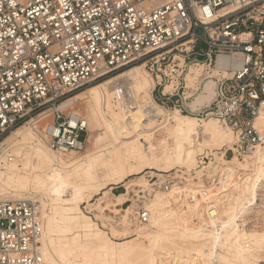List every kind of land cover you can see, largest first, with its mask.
Instances as JSON below:
<instances>
[{
    "label": "built area",
    "instance_id": "built-area-1",
    "mask_svg": "<svg viewBox=\"0 0 264 264\" xmlns=\"http://www.w3.org/2000/svg\"><path fill=\"white\" fill-rule=\"evenodd\" d=\"M218 57L232 60L218 76H199L189 88V68H215ZM137 65L155 79L158 105L228 126L236 139L232 152L240 158L263 150L264 131L255 121L264 104V0H0V144L32 119L36 124L48 119L42 136L53 152H83L88 136L83 118L57 108ZM208 80L215 84L212 99L192 106ZM165 85H171L167 93ZM113 93L124 101L122 87ZM126 101L122 108L128 113L134 105L129 96ZM154 176H147L148 187L134 200L141 225L149 219L144 202L176 184L171 174ZM219 180L220 172L205 185L212 188L209 197L187 193L191 203H211L214 218L213 186ZM220 222L212 226L201 219L200 226L221 231ZM243 222L238 212L236 224ZM42 229L36 202L0 201V264H45L38 249Z\"/></svg>",
    "mask_w": 264,
    "mask_h": 264
},
{
    "label": "bare ground",
    "instance_id": "bare-ground-1",
    "mask_svg": "<svg viewBox=\"0 0 264 264\" xmlns=\"http://www.w3.org/2000/svg\"><path fill=\"white\" fill-rule=\"evenodd\" d=\"M229 60L218 57L217 66L209 70L190 67L187 86L193 87L199 76H218ZM155 84L143 66H132L60 104L58 111L83 112L88 136L96 135L92 149L83 155L53 152L36 130L37 119L11 131L1 142L0 201L27 199L39 205L43 229L38 249L45 264L261 263L264 231H247L236 224V217L238 212L244 214L245 205L254 200L264 180V148L242 161L235 153L224 160V151H218L235 152L232 130L215 120L198 121L163 108L153 99ZM117 87L125 90L123 102L114 98ZM214 87L213 80L206 81L192 106L209 103ZM170 89L171 85H165L163 92ZM127 96L134 105L128 113L122 108ZM255 126L264 131V104ZM159 131L160 139L155 141ZM204 154L206 166L201 167L197 158ZM146 170L182 174L171 190L155 191L144 202L149 212L146 224L137 223L132 205L124 209L126 215L120 216V209L111 218H106L100 206L93 207L103 229L82 211L81 206L89 207L100 193L106 199L109 186L124 183L125 193H110L118 202L126 200L131 183L147 188ZM219 172V183L213 186L217 196L214 218L209 213L211 203H191L187 193L211 196L212 188L205 187L203 176L211 179ZM132 176L136 178L129 179ZM201 219L212 226L219 219L221 231L202 230ZM116 237L123 240L117 242Z\"/></svg>",
    "mask_w": 264,
    "mask_h": 264
},
{
    "label": "rangeland",
    "instance_id": "rangeland-1",
    "mask_svg": "<svg viewBox=\"0 0 264 264\" xmlns=\"http://www.w3.org/2000/svg\"><path fill=\"white\" fill-rule=\"evenodd\" d=\"M197 33L198 34L200 33L199 30L197 31ZM146 71L149 73L148 70H146ZM120 72H118V73H120ZM189 88H191V87H189ZM84 89L81 90V91H84ZM156 95H157V93H154V96H156ZM77 105H80L81 106L82 105V102L79 101L77 103ZM61 112L65 116H68L70 114V112H63V111H61ZM184 115H186V114H184ZM79 116H81V117L84 118L85 117V114L83 112L79 111ZM47 122H48V119H44V120L40 121L39 123H37V125H36L37 126V129L36 130L39 133V135H42L43 127H44V125ZM160 133H161V131L155 133V141L158 140V139H160V136H161ZM94 135H95V133L89 134V136H88V138L86 140L85 150L83 152H80V153H77V154L74 153L75 156L83 155L88 150H91L92 149L93 143H94V138L96 137V135L95 136ZM83 136H84V134H81L80 135V139H82ZM147 147L148 146L146 144H144V149L145 150H147ZM218 152L225 153L224 160H230L234 156V153L231 150H224V149H222L221 151H218ZM205 156H206L205 154L204 155H201V156H198V158H197L198 159V162L199 161H202L203 163H205V161L203 160V157H205ZM236 156H237V158L240 161L243 160V158L238 157V155H236ZM203 163L200 164L201 167H205L206 166ZM222 167H223V169L224 168H227V166H222ZM175 171L176 170H174L172 172H169L168 174H171L174 178H176V180L174 181V183H178L179 184V182H180L179 176H182V174H180V173L174 174ZM161 173H163V172H158L156 170H146L143 173V175L145 174L146 177L147 176H153L156 179V177L154 175L155 174H161ZM218 175H219V173H216L214 175V177L215 176H218ZM193 176H195V175H193ZM134 178H136V176L129 177V179H134ZM178 178H179V182H178ZM146 179L148 180V178H146ZM208 180L209 179L207 178V176H203V183H204V185H206L209 182ZM193 181L195 183L198 182L197 179H195ZM126 182H128V180ZM123 185H124V183L123 184H120V185H117V186H109L105 190V192H107V195H108L107 198L106 199H102L104 192L103 193H100L99 195L95 196L92 199V201L90 202V206H89L90 208L87 207V204H84V205L81 206L82 211L87 216H89L90 218H92V220H94V222L97 223L100 228H101L100 221L96 219V217L100 216V214H98L97 211H95V209H94L97 205L100 206L103 209L102 211L104 212V215L106 216V218H111L112 217V214H115V215L118 214V211L120 209H123V211L120 212V216H123V215H126L125 212H124V209L129 208V206H131V205H132V209L135 208L134 200H135L136 196L139 195L138 192L141 191V190H145L146 189V188L144 189L142 186H139V185H137L135 183H131L130 184V187L127 190V192H128L127 193V196L128 197L127 196L125 197L126 200H121L120 202H118V201H116L115 199L112 198V196H111L110 193H112V195H114V196H119L120 194L125 193L126 190L123 187ZM112 187H113V189L110 192L109 189H111ZM100 199H101V201H100ZM15 200H18V199H15ZM20 200H27V199H20ZM118 203H121V204L118 205ZM244 208H245V209H243L244 214L243 213L241 214L242 215V219L244 220V222H243L244 228L247 231H250V230L251 231L256 230L258 232L264 231V180L260 181V183H259V185H258V187L256 189V192H255L254 200H251L250 203L246 204ZM129 219H130V217H129ZM130 221H131V219H130ZM101 229H103V228H101ZM118 237L115 238V241L121 242L123 240L122 237H120V238H118ZM127 237L128 238H134L135 236L128 235ZM260 250H261L260 252L263 254L262 256L264 257V253H263L264 252V245L260 248ZM263 257L261 258V263L260 264H264Z\"/></svg>",
    "mask_w": 264,
    "mask_h": 264
}]
</instances>
